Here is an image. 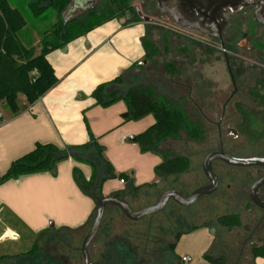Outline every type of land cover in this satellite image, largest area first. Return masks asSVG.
Segmentation results:
<instances>
[{
    "label": "rangeland",
    "instance_id": "374dc122",
    "mask_svg": "<svg viewBox=\"0 0 264 264\" xmlns=\"http://www.w3.org/2000/svg\"><path fill=\"white\" fill-rule=\"evenodd\" d=\"M10 1L25 16L21 37L25 45L35 49V54H39L41 51L43 35L51 32L60 23L67 24L71 20H82L103 11L114 12L118 19H123L125 10L141 3V0H92L90 7H78L69 12L72 7L71 1L64 9L60 10L50 5L52 0ZM155 12L154 10V14ZM134 22L144 24L146 29L144 41L148 43L149 50L153 52L154 57L152 61L150 59L147 61L144 57L133 65L132 71L126 74V81L134 76L133 85L152 86L157 95L166 96L172 101L180 103L188 117L199 124L205 133L204 141L189 140L183 133L180 138H168L159 144V149L167 153L168 156L186 155L192 163L190 170L184 174L166 178H161L158 175L156 166L151 163L150 154H144L149 151L144 152L140 149L142 152L136 154L132 148L117 144L119 141L117 142L112 137L113 134L104 139V145L107 148L105 156L109 158L108 160L115 167L117 174L118 172L131 173L133 171L135 176L141 174L140 178L151 182L156 181L154 187L145 186L139 193L125 197L137 210L156 203L165 190L177 189L184 192L185 195H189L196 187L207 183L208 179L203 173L202 162L218 142L217 123L213 119H208V114L213 115L211 117L214 118L215 114L219 113L218 98L229 77L225 78L226 69L220 59L219 50L216 48L215 51L209 52L207 38L201 33L181 28L165 16H156L151 22L143 21L140 18ZM174 29L178 32H175ZM168 63L175 68L176 73H171L168 70L166 67ZM0 72L7 75L11 73V69L4 68ZM131 80L129 82L132 83ZM22 96L21 94L20 97ZM119 101L124 103L127 108L125 100ZM2 108L7 115L11 111L6 105ZM127 109L123 113H127ZM154 122L153 114H148L141 120H126V132L134 130V132L141 133ZM257 126L260 127V124ZM128 136L130 137V135ZM127 145L133 144L128 141ZM156 154L161 155L164 159L162 154ZM222 168L223 164L220 161L214 162L216 173L222 172ZM228 181L225 178L221 181L216 193L201 198L189 206V210L185 207H175L177 203L170 201L164 211L147 216L140 221L128 219L119 208L108 207L104 219L105 224L90 245L92 260L100 264L164 262L165 258L161 256V248L174 240V223L179 217L185 216L188 224L195 221H211L212 227L216 229L215 250L217 255L228 256V264H235L237 248L233 243L232 233L216 220L218 216L229 213L232 208V205H227L219 197L221 189ZM104 182L112 189L124 186L119 184L118 176L106 179ZM177 228L179 230L180 225ZM88 229L89 227L81 233L60 232L58 235L42 241L38 244L35 254L25 257L21 264H83L80 248ZM27 233L26 237L19 240L18 248L21 251L30 248V235ZM207 236L209 235L204 232L203 234L202 232L183 234L177 245L179 251H175L176 256L180 255L181 250L202 242ZM106 252L108 255L104 257ZM202 260L207 261L205 257H202ZM196 262V259H193L190 264H196ZM249 264H261V262L255 260Z\"/></svg>",
    "mask_w": 264,
    "mask_h": 264
},
{
    "label": "crops",
    "instance_id": "0c3cea01",
    "mask_svg": "<svg viewBox=\"0 0 264 264\" xmlns=\"http://www.w3.org/2000/svg\"><path fill=\"white\" fill-rule=\"evenodd\" d=\"M145 35L144 24L126 23L114 18L50 52L48 60L60 82L34 104L27 105L22 96L18 112L11 110L8 115L3 112L5 122L0 125V175L14 159L32 150L37 142L54 143L60 147L80 145L87 143L93 134L105 146L104 139L113 134L120 146L132 148L136 154L142 152L135 141L128 139V135L139 134L134 130L126 132L123 111L128 106L126 108L124 103L117 101L109 107H102L96 104L91 93L100 83L131 72L133 65L144 59ZM128 141L133 145H127ZM106 151L107 148L104 154ZM144 154H150L151 163L155 166L163 160L155 152ZM75 167L81 169L86 179H90L93 167L69 158L57 164L55 174L50 171L27 174L0 185V255L25 253L60 232L81 233L90 227L96 210L97 199L93 196L96 194L85 191L77 183ZM123 173L133 179L135 185L152 183L140 178L141 174L135 176L133 171ZM118 178L119 184L124 186L112 189L102 182L98 188L101 194L125 190L128 182L121 183V178ZM210 229L201 227L186 233L204 232L209 236L181 250L174 264H190L193 259H196V264H211L202 260L214 239ZM7 232L10 234L5 235ZM27 232L31 245L21 251L18 243ZM177 250L178 246L174 253ZM185 255L191 256L192 260L182 262L181 258ZM81 258L83 260L82 253ZM257 260L264 264V258Z\"/></svg>",
    "mask_w": 264,
    "mask_h": 264
},
{
    "label": "trees",
    "instance_id": "16d2710c",
    "mask_svg": "<svg viewBox=\"0 0 264 264\" xmlns=\"http://www.w3.org/2000/svg\"><path fill=\"white\" fill-rule=\"evenodd\" d=\"M70 1L52 0L50 5L60 10L64 9ZM114 18H117L114 12L103 11L82 20H71L67 24L60 23L51 32L43 35L41 51L39 54H35V49L25 45L21 37V31L25 24L23 12L18 7L13 6L10 0H0V70L4 68L11 69V73L7 75L0 72V102L3 103V106L6 105L14 112H18L21 94L25 98L27 105L34 104L42 98L60 82L52 64L48 60V54ZM133 21L129 20L127 23H132ZM143 44L146 50L145 60L148 61L150 59L152 61L153 52H150L148 43L144 41ZM166 67L171 73H176L175 68L170 63L166 64ZM126 74L119 75L111 81L97 85L91 93L96 104L106 108L119 100H125L128 105L126 120H141L148 114H153L155 122L145 131L139 133L135 142L138 143L140 149L144 152L151 151L164 156L162 162L156 165V172L161 178L178 176L189 171L192 163L188 156L181 154L168 156L158 146L168 138H180L183 133L189 140L204 141L205 133L203 129L188 117L180 103L174 102L166 96L157 95L155 88L152 86L133 85L134 76L131 78L132 80L128 78L129 80L126 81ZM130 80L132 83L129 82ZM105 149V146L101 145L93 134H91L87 143L80 145L60 147L54 143L37 142L32 150L11 162L8 169L0 175V185L11 179H17L22 175L46 171L55 174L57 164L69 158L90 164L93 167L90 179H86L78 167L74 168V176L77 183L85 191L96 194L93 196L97 200L103 196L98 190L100 184L106 179L116 178L117 176L128 182L125 190L115 192L124 199L127 196L139 193L145 186L154 187L156 185V182L135 185L133 179H130L127 174L123 172L116 174L113 166L105 157ZM181 193L184 194V192ZM110 206L118 208L109 204L106 207L105 214ZM175 207L185 206L177 203ZM185 208L189 210V207ZM105 217L106 215L104 219ZM104 219L101 228L105 224ZM92 220L93 217L91 222ZM216 220L221 226L228 229L240 225L238 214H223L218 216ZM186 221L187 217L183 216L179 217L177 222L174 223V240L161 248V256L165 258L164 262L148 261L142 264H174L177 259L174 250L183 234L201 227L212 228L211 221H195L193 223L190 222V224L186 223ZM178 225H180L179 230L177 228ZM100 230L97 234H99ZM216 240L215 233L212 245L205 258L211 264H228V256L217 255L215 250ZM37 247L35 245L25 253L1 254L0 264H21L25 257L35 254ZM107 255L108 253L106 252L103 256ZM256 256L264 258V250L257 251Z\"/></svg>",
    "mask_w": 264,
    "mask_h": 264
},
{
    "label": "flooded vegetation",
    "instance_id": "af4514ba",
    "mask_svg": "<svg viewBox=\"0 0 264 264\" xmlns=\"http://www.w3.org/2000/svg\"><path fill=\"white\" fill-rule=\"evenodd\" d=\"M163 3L162 0H141L140 4L125 10L123 17L151 22L156 16H165L181 28L204 35L209 52L219 50L226 69L224 75L229 80L218 98L219 113L214 118L208 114V119L217 123L218 135L217 145L210 152L223 151L241 159H264V5L238 8L220 5L217 10L209 9L202 22L205 28L200 31L178 22L162 8ZM217 161L223 164L222 172L217 173L220 184L225 178L229 180L219 193L227 205H232L225 214L240 217L239 226L225 227L232 233L237 248L235 264H249L260 258L256 256L257 251L264 250V206L253 200L255 186L264 178V164L234 166ZM257 196L264 202V185L257 189Z\"/></svg>",
    "mask_w": 264,
    "mask_h": 264
},
{
    "label": "water",
    "instance_id": "95a60500",
    "mask_svg": "<svg viewBox=\"0 0 264 264\" xmlns=\"http://www.w3.org/2000/svg\"><path fill=\"white\" fill-rule=\"evenodd\" d=\"M92 0H71L72 12L78 7H87L88 3ZM162 8L168 11L173 17L177 18L178 22L182 23L190 29H198L203 31L205 25L202 23L205 18L206 11L209 9L217 10L219 6L238 8L241 6H247L250 4H262L264 5V0H162ZM220 6V7H221ZM129 12V11H128ZM132 17L127 16L123 19L130 20ZM220 30V26L218 27ZM127 113L124 114V117ZM131 141H136V136L132 135L129 137ZM217 160H222L228 164L238 166V165H254V164H264V159L260 158H250L241 159L224 153L223 151H213L208 153L202 162V170L208 183L200 185L195 188L189 195L185 196L177 189L165 190L159 197L156 203L145 206L143 208L135 210L131 204L124 198L119 197L116 193H111L108 195H103L97 200L96 210L93 216V220L90 227L85 234L80 251L83 257V264H90L92 258L90 253V244L96 237L98 231L101 228L106 207L109 204L118 207L122 213L132 221H140L147 216H153L157 213L164 211L170 201H175L179 205L188 207L196 203L200 198L204 196H209L218 190L220 185V177L215 172L214 162ZM264 185V178L259 180L255 186V193L253 195L254 202L261 206H264V202L261 201L257 196V189ZM210 232L212 234L216 233L215 228H211ZM7 232L5 235H9Z\"/></svg>",
    "mask_w": 264,
    "mask_h": 264
},
{
    "label": "built area",
    "instance_id": "2783aa9c",
    "mask_svg": "<svg viewBox=\"0 0 264 264\" xmlns=\"http://www.w3.org/2000/svg\"><path fill=\"white\" fill-rule=\"evenodd\" d=\"M2 106H3V105H2V102H0V125H2V124L5 122V119H4V116H3V108H2ZM120 182H121V183H124L125 181H124L123 178H121V179H120ZM181 260H182V262H184V263H188V262H190V261L192 260V257L189 256V255H185V256H183V257L181 258ZM90 264H100V263H98V262H96V261H94V260H91Z\"/></svg>",
    "mask_w": 264,
    "mask_h": 264
}]
</instances>
